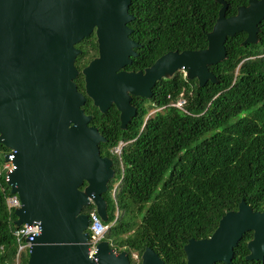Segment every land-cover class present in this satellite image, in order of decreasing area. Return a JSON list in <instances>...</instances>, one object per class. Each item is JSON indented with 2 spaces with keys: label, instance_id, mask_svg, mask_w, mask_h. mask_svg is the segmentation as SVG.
Masks as SVG:
<instances>
[{
  "label": "water",
  "instance_id": "obj_1",
  "mask_svg": "<svg viewBox=\"0 0 264 264\" xmlns=\"http://www.w3.org/2000/svg\"><path fill=\"white\" fill-rule=\"evenodd\" d=\"M130 2L0 0V143L13 150L14 163L6 182L21 201L16 225L41 227L26 264H130L129 253L116 251L106 239L89 253V215L83 208L93 203L107 220L103 193L115 170L112 159L100 154L105 138L89 125L92 116L83 109L87 96L101 112L115 105L125 128L137 114L132 95L150 97L156 82L177 70L196 77L200 86L214 81L210 65L225 57L228 37L244 31V43L256 42L264 18V0H249L229 16L227 2L219 0L205 48L168 51L134 72L122 69L139 45L129 37ZM93 31L98 55L82 69L83 93L74 81L81 52L75 44ZM250 230L246 258L263 260L264 211L242 198L210 236L188 240L186 264L231 263L234 247ZM139 264L165 262L146 247Z\"/></svg>",
  "mask_w": 264,
  "mask_h": 264
},
{
  "label": "trees",
  "instance_id": "obj_2",
  "mask_svg": "<svg viewBox=\"0 0 264 264\" xmlns=\"http://www.w3.org/2000/svg\"><path fill=\"white\" fill-rule=\"evenodd\" d=\"M225 1L229 16L249 0ZM221 5L219 0H131L128 10L134 18L128 23L129 37L139 45L125 68L143 69L168 51L205 48ZM258 28L254 43L243 42L244 31L228 37L225 57L210 65L214 81L200 86L196 77L177 70L157 81L150 97L133 98L137 114L125 128L120 127L115 105L101 112L87 96L83 109L92 116L89 125L105 138L98 145L100 154L112 159L115 170L103 193L104 222L113 219L116 207L121 211L104 239L116 251L126 250L130 264L141 262L146 247L165 264H186L188 240L210 236L220 218L236 210L242 198L253 210L264 211V18ZM76 46L81 52L75 59L74 81L85 93L82 69L98 54L95 32ZM181 95L184 109L171 105ZM159 107L164 108L150 114ZM120 140L128 143L115 203L111 191L120 167L110 149ZM6 151L0 143V152ZM10 193L3 175L0 264H14L17 250L12 235L16 216L5 204ZM92 210L93 203L83 208L87 213ZM252 237L251 230L245 232L231 263L216 264H264V259L246 258ZM27 259L28 254L23 255L22 264Z\"/></svg>",
  "mask_w": 264,
  "mask_h": 264
},
{
  "label": "built area",
  "instance_id": "obj_3",
  "mask_svg": "<svg viewBox=\"0 0 264 264\" xmlns=\"http://www.w3.org/2000/svg\"><path fill=\"white\" fill-rule=\"evenodd\" d=\"M185 104V99L181 95L175 102L171 103L172 106H175L180 109H184L183 106ZM164 107H159L153 109L150 114L157 112L158 110L163 109ZM147 118V117H146ZM127 141L120 140L115 146L110 149V154L115 157L119 163L120 167V175L116 182L112 187V196L116 203V195L119 191L120 184L123 178V164H122V153L124 147L127 145ZM11 149H8L4 153V160L0 163V177L4 175L6 180L7 174L11 172L14 168L13 163V154ZM6 156L8 158L6 159ZM5 204L6 208L9 213H14L15 210L21 207V201L16 193H10L5 197ZM89 215V225L87 231L89 233L88 238V248L89 253L92 254L95 249L96 245L99 241L103 240L109 227L112 226L121 216V211L118 207H116L114 217L109 223H105L96 212V210H92L88 213ZM16 216V215H15ZM17 218V217H16ZM41 232V227L37 222L32 223H22L17 225L14 229H12V235L15 239L17 250L14 257V264H22L23 255H27L32 242L34 241L35 237L38 236ZM135 258H137V254H133Z\"/></svg>",
  "mask_w": 264,
  "mask_h": 264
},
{
  "label": "flooded vegetation",
  "instance_id": "obj_4",
  "mask_svg": "<svg viewBox=\"0 0 264 264\" xmlns=\"http://www.w3.org/2000/svg\"><path fill=\"white\" fill-rule=\"evenodd\" d=\"M93 32H94V31H93ZM93 32H92V33H93ZM92 33H91V34H92ZM91 34H90V35H91ZM130 38H131V37H130ZM83 39H84V38H83ZM83 39H82V40H83ZM131 39H132V38H131ZM82 40H81V41H82ZM132 40H133V39H132ZM134 41H135V40H134ZM76 45H77V44H75V46H76ZM76 47H77V46H76ZM78 48H79V47H78ZM79 49H80V48H79ZM80 50H81V49H80ZM134 50H135V48H134ZM97 55H98V54H97ZM147 67H148V66H147ZM145 68H146V67H145ZM145 68L135 70V69H131V68L129 69V68H125V67H123L122 69H123V70H126V71H134V72H135V71H139V70H144ZM131 97H132L131 102H132V104H134V103H133V98L135 99L136 97H139V96L132 95ZM140 97H142V96H140ZM134 105H135V104H134ZM136 108H137V107H136Z\"/></svg>",
  "mask_w": 264,
  "mask_h": 264
},
{
  "label": "rangeland",
  "instance_id": "obj_5",
  "mask_svg": "<svg viewBox=\"0 0 264 264\" xmlns=\"http://www.w3.org/2000/svg\"><path fill=\"white\" fill-rule=\"evenodd\" d=\"M4 160V153H1L0 152V163L2 162ZM107 240V239H106ZM133 254H136V253H133ZM134 257V256H133ZM134 259H136L135 257H134Z\"/></svg>",
  "mask_w": 264,
  "mask_h": 264
}]
</instances>
